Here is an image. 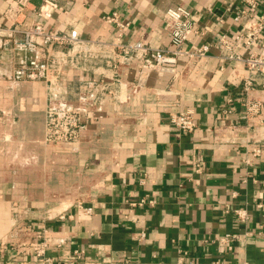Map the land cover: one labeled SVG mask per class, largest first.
Segmentation results:
<instances>
[{"label": "crops", "instance_id": "0c3cea01", "mask_svg": "<svg viewBox=\"0 0 264 264\" xmlns=\"http://www.w3.org/2000/svg\"><path fill=\"white\" fill-rule=\"evenodd\" d=\"M16 1L0 0V22L7 23L4 12ZM59 1L71 11L43 21L50 28L108 40L115 29L102 17L117 12L130 23L126 42L164 49L172 48L164 14L183 6L201 19L203 33L185 47L206 44L210 51L196 63L181 59L183 73L175 80L128 60L120 68L125 102L108 101L101 113L90 109L75 147L45 141L44 83L0 78V264H36L37 234L28 227L42 223L51 237L69 238L48 252L57 264H179L184 252L190 264L264 263V214L254 201L264 199V144L254 165L243 163L251 156L247 145L264 140V74L255 77L250 97L262 102V116L248 119L246 67L221 60L215 47L222 35L238 31L242 0ZM26 17L25 26L40 20L32 10ZM94 78L65 73L72 89L79 79ZM182 111L194 114L192 134L170 121ZM142 199L147 203L139 206ZM238 208L251 214L245 226L234 214ZM227 234L239 235L232 252L218 242Z\"/></svg>", "mask_w": 264, "mask_h": 264}, {"label": "built area", "instance_id": "2783aa9c", "mask_svg": "<svg viewBox=\"0 0 264 264\" xmlns=\"http://www.w3.org/2000/svg\"><path fill=\"white\" fill-rule=\"evenodd\" d=\"M66 3L76 4L80 0H65ZM261 0H242L237 11L239 29L231 37L222 35L215 47L220 51L219 57L227 62H241L245 65L248 75L243 82L245 113L248 119L262 116L263 104L251 100L255 90V77L264 74V13L260 11ZM32 0H17L4 12L3 18L7 23L0 22V78L20 82H41L46 86V138L47 144H62L69 147L78 145L82 131L89 121L90 109L101 113L105 104L112 101L122 104L124 100V81L120 68L128 60L135 59L140 69H150L161 73H169L173 80L183 73L179 69L181 59L189 64L196 63L208 56L209 45H185L193 38L203 35L199 28L200 18L191 9L176 6L164 14L165 30L171 39L172 48H152L143 41L126 42L124 37L130 28L129 22L121 20L117 12L103 15L102 20L115 29L108 40L86 39L74 28L61 30L50 28L43 21H49L54 14L63 11L69 14L71 9L64 7L59 0H42L38 7H32ZM32 10L40 19L25 26L26 12ZM67 70L92 74L98 79L80 80L76 88L66 81ZM220 71H224L221 67ZM231 102V101H229ZM227 112V111H226ZM229 112V111H228ZM171 123L181 133L192 134L197 130L194 114L182 111L170 114ZM254 147L247 149L251 156H246L243 163L254 165V161L262 154L261 139ZM201 171V168H198ZM249 181L248 174L244 183ZM255 210L264 214V199H255ZM155 201H148L154 204ZM142 199L138 205H146ZM78 207L90 214L91 208L81 204ZM238 223L245 226L251 214L247 208L234 211ZM64 216L60 219L64 220ZM36 232V245L33 259L36 264H57L55 258L48 256L54 247L67 244L69 238L50 236L48 227L42 223L28 227ZM146 231L140 238L144 240ZM239 240L237 234H227L218 242L232 252ZM80 251L75 257L81 259ZM188 253L180 256L179 264L191 263ZM32 264V263H30ZM71 264H74L72 262ZM128 264V263H125ZM167 264V263H157ZM214 264H220L218 262ZM237 264H264L244 260Z\"/></svg>", "mask_w": 264, "mask_h": 264}]
</instances>
